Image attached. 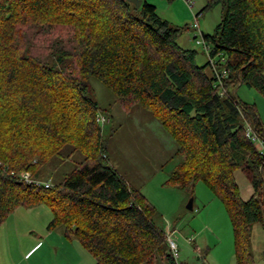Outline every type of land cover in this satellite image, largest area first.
<instances>
[{"label": "trees", "instance_id": "obj_1", "mask_svg": "<svg viewBox=\"0 0 264 264\" xmlns=\"http://www.w3.org/2000/svg\"><path fill=\"white\" fill-rule=\"evenodd\" d=\"M224 15L210 56L224 57L220 86L208 61L178 45L185 30L162 19L145 0H0V225L18 207L46 205L48 228L63 227L94 264H183L168 250L156 210L110 163L98 103L88 79H98L126 110L147 109L175 141L179 161L166 181L193 196L202 181L231 221L236 264H255L251 230L264 227V143L254 103L240 85L264 96V0H209ZM208 67L210 75L204 67ZM99 114V115H98ZM98 115V116H97ZM104 117V116H103ZM80 155L57 183L50 174ZM247 178L240 196L234 172ZM29 172L40 184L19 180ZM49 183L45 186L44 183Z\"/></svg>", "mask_w": 264, "mask_h": 264}, {"label": "rangeland", "instance_id": "obj_2", "mask_svg": "<svg viewBox=\"0 0 264 264\" xmlns=\"http://www.w3.org/2000/svg\"><path fill=\"white\" fill-rule=\"evenodd\" d=\"M208 1L190 0V3L196 12L201 11L197 16L199 30L212 35L224 15V9L221 4L205 8ZM191 24L178 25L186 26V30L178 36L177 43L182 48L195 50V62L203 66L208 57L196 43L195 31ZM204 71L208 75L211 74L207 66L204 67ZM88 84L89 96L101 109L99 117L104 116L109 120L104 123L102 140L110 163L132 187L139 189L154 207L156 210L154 222L167 234L172 232L171 237L178 247V261L183 264H236L232 225L222 201L202 181L195 184L193 196L166 183L179 157L176 155L175 141L163 130L159 121L140 105L126 110L115 94L95 77L90 76ZM234 92L240 100L256 104L264 122V96L246 85L238 86ZM79 157L78 153H74L68 165L65 166L64 163L49 175L50 181L57 183L63 174L74 167ZM234 178L240 196L247 198L249 196L247 178L240 170L234 172ZM190 198H193L192 209L186 207ZM25 210L18 207L10 216H14V220L16 218L17 224L30 223L29 231L38 232L33 222L36 219L42 220L44 214L27 217L28 213L22 214L26 212ZM49 222L50 220L40 232L49 230H47ZM50 232L53 233L45 245L48 249L46 253H50L47 255L51 261H48L49 264L95 263L94 258L75 238L68 240L63 236L62 226L52 228ZM251 233V249L255 264H264V227L260 223H255ZM39 256L41 254L36 255ZM155 264L163 263L157 258Z\"/></svg>", "mask_w": 264, "mask_h": 264}, {"label": "crops", "instance_id": "obj_3", "mask_svg": "<svg viewBox=\"0 0 264 264\" xmlns=\"http://www.w3.org/2000/svg\"><path fill=\"white\" fill-rule=\"evenodd\" d=\"M145 1L152 4L156 8L158 15L162 19H165L175 25H190L193 16L195 17L196 15H200L201 13V11L196 12L194 10V6L190 3V0ZM25 209L26 212L22 214L28 213L26 215L27 217H30L34 214H44V217L42 216V220L36 219L33 222L36 227L35 230L38 232L29 231L31 228L30 223L18 222L17 224L16 218L14 220V216L12 217L10 216V214V218H7L10 221H7L6 219L0 225V264H49L48 261L51 262L49 257L47 256L50 253H46V250L48 249L45 248V245L46 241L51 237L53 233L50 232L52 228L49 229L47 226V230L49 229L48 231H40L49 220L51 222L52 213L50 209L44 204ZM63 236L68 239L64 234ZM38 254H41V256L36 257V255ZM33 256H35V258Z\"/></svg>", "mask_w": 264, "mask_h": 264}, {"label": "built area", "instance_id": "obj_4", "mask_svg": "<svg viewBox=\"0 0 264 264\" xmlns=\"http://www.w3.org/2000/svg\"><path fill=\"white\" fill-rule=\"evenodd\" d=\"M199 15V14H198ZM196 15L194 17V21L192 22L191 26H192V29L195 31V34H194V39H196V43L198 45H200L203 49V51L207 54V61L209 63V66L211 67L213 73H214V76L216 77V84L220 86L219 88V94L222 95L225 93V89L223 88L222 86V78L223 77H227L228 75V70L225 69V68H218L217 69V63H218V59H219V62L220 63H223L225 61L224 57H214V56H210V49H211V46L209 43H207L203 37V33L199 30V26H198V23H197V16ZM200 38V39H199ZM101 123H104L105 119L103 116H100L97 118ZM245 135L246 137H248L251 141L257 143L259 145V148H260V153L262 155H264V143L261 141V139L253 132L252 128L250 125H246L245 126ZM19 180H22V181H25V182H34L35 184H40V182L38 180H33L31 177H30V174L29 172H24V173H21L19 174ZM45 186H49V183L45 182L44 183ZM171 233H166V241H167V245H168V250L170 252V254L172 255V257L175 259V261H178V247H177V244L176 242L172 239L171 237Z\"/></svg>", "mask_w": 264, "mask_h": 264}, {"label": "water", "instance_id": "obj_5", "mask_svg": "<svg viewBox=\"0 0 264 264\" xmlns=\"http://www.w3.org/2000/svg\"><path fill=\"white\" fill-rule=\"evenodd\" d=\"M127 1L135 4L137 7L140 6V4L142 2V0H127ZM192 202H193V198H190L189 201L187 202V205H186V207L188 209H192Z\"/></svg>", "mask_w": 264, "mask_h": 264}]
</instances>
